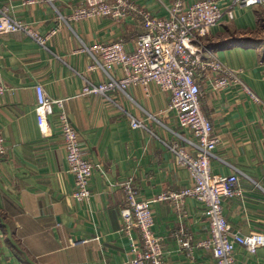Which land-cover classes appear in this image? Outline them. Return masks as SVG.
Here are the masks:
<instances>
[{
  "label": "crops",
  "instance_id": "crops-1",
  "mask_svg": "<svg viewBox=\"0 0 264 264\" xmlns=\"http://www.w3.org/2000/svg\"><path fill=\"white\" fill-rule=\"evenodd\" d=\"M174 0H130L136 10L163 19ZM199 0H185L192 5ZM221 7L229 0H216ZM84 0H0V12L24 23L40 36L42 47L22 33L0 34V264H126L133 257L131 240L122 230L125 207L121 184L131 180L139 199L152 211V232L164 252V264H216L212 252L198 244L209 236L203 206L184 200L180 218L165 192H179L191 183L185 168L174 162L166 145L182 133L170 110V96L154 84L130 86L105 99L83 94L85 80H108L90 71L83 48L122 42L132 52L142 31V18L129 13L117 22L109 18L70 20ZM264 7L239 8L232 21L213 27L202 38L223 67L238 72L241 82L260 100L254 103L238 86L215 89L219 75L201 72L200 107L217 139L210 162L215 175L238 174L240 195L222 202L233 231L264 234ZM109 74L123 76L118 67ZM50 99L62 100L79 145L93 165L88 200L72 198L74 176L56 115L49 118L50 136L39 132L35 87ZM154 117V119H150ZM130 118L146 130H132ZM183 134H186L183 133ZM185 232L192 249H181ZM135 237V236H133ZM85 241L84 244H77ZM236 264H264V247L250 255L235 247Z\"/></svg>",
  "mask_w": 264,
  "mask_h": 264
},
{
  "label": "built area",
  "instance_id": "built-area-1",
  "mask_svg": "<svg viewBox=\"0 0 264 264\" xmlns=\"http://www.w3.org/2000/svg\"><path fill=\"white\" fill-rule=\"evenodd\" d=\"M263 6L264 0H229L224 7L216 0H199L192 5H186L185 0H174L168 16L158 19L136 10L130 0H84L83 6L75 8L66 19H60L64 23L94 18L119 22L132 12L142 18V31L136 38L132 52H126L122 42L83 48L92 59L89 70L102 71L108 80L99 84L85 80L82 93L97 94L108 99V95L117 90L125 93L130 86L145 89L149 84H154L161 92L169 94L170 110L175 114L182 133H175L176 141L166 147L176 165L187 170L191 183L179 192L159 195L158 200L170 201L180 218L185 217L186 198H192L203 206L209 236L198 246L210 250L216 264H236V246L255 255L259 248L264 247V234L252 232L241 235L233 231L223 215L222 202L240 195L237 187L239 177L235 173L221 176L211 172L210 162L214 158L217 139L213 137V127L200 107V74L209 69L219 75L212 82L215 89L238 86L254 103L259 104L260 100L241 82L238 72L223 67L211 52L205 51L202 38L213 27L234 20L237 9ZM12 33H22L43 47L55 31L40 36L6 11H1L0 34ZM112 67L120 68L123 73L118 80L109 74ZM34 91L39 132L43 137L50 136L48 120L53 115L57 116L68 170L74 176L72 197L77 202L85 201L90 197L89 181L93 165L79 145V136L63 109V101L48 98L41 86H36ZM2 93L0 77V96ZM150 119L155 120L154 117ZM129 125L132 130L147 131L145 124L134 118H130ZM4 154L5 147L0 136V155ZM122 190L125 197V207L120 210L122 230L131 240L133 256L126 264H164L161 242L152 232V211L146 202L139 199L138 189L131 180L122 184ZM178 234L185 236L183 230ZM179 243L183 250L192 249L186 236L179 238Z\"/></svg>",
  "mask_w": 264,
  "mask_h": 264
},
{
  "label": "rangeland",
  "instance_id": "rangeland-1",
  "mask_svg": "<svg viewBox=\"0 0 264 264\" xmlns=\"http://www.w3.org/2000/svg\"><path fill=\"white\" fill-rule=\"evenodd\" d=\"M264 7V6H263ZM260 25H261V27H262V29H264V19L261 21V23H260ZM93 170H94V168H93ZM69 171V170H68ZM73 175V174H72ZM93 175V174H92ZM90 182V181H89ZM123 184V183H122ZM122 184H121V188H122ZM73 190H74V185H73ZM73 193V192H72ZM90 195H91V192H90ZM72 196V195H71ZM73 198V197H72ZM89 199V198H88ZM87 199V200H88ZM81 242V241H80ZM77 244H79V242L77 243Z\"/></svg>",
  "mask_w": 264,
  "mask_h": 264
}]
</instances>
